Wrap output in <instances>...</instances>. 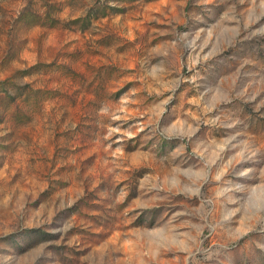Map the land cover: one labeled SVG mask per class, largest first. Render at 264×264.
<instances>
[{
  "label": "rangeland",
  "instance_id": "obj_1",
  "mask_svg": "<svg viewBox=\"0 0 264 264\" xmlns=\"http://www.w3.org/2000/svg\"><path fill=\"white\" fill-rule=\"evenodd\" d=\"M0 264H264V0H0Z\"/></svg>",
  "mask_w": 264,
  "mask_h": 264
}]
</instances>
